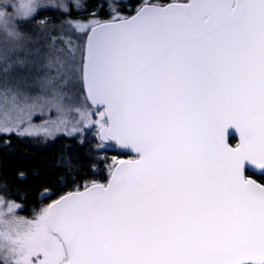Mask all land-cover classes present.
Wrapping results in <instances>:
<instances>
[{
    "label": "snow or ice",
    "instance_id": "1",
    "mask_svg": "<svg viewBox=\"0 0 264 264\" xmlns=\"http://www.w3.org/2000/svg\"><path fill=\"white\" fill-rule=\"evenodd\" d=\"M81 7L0 0V141L94 129L135 157L32 218L0 193V264H264V0Z\"/></svg>",
    "mask_w": 264,
    "mask_h": 264
},
{
    "label": "trees",
    "instance_id": "2",
    "mask_svg": "<svg viewBox=\"0 0 264 264\" xmlns=\"http://www.w3.org/2000/svg\"><path fill=\"white\" fill-rule=\"evenodd\" d=\"M172 1L168 0V2ZM61 2L67 0H55L57 4ZM80 2L82 7L73 8L71 12V16L76 19L83 20L93 11L103 15V9L99 7L102 0H80ZM126 2L132 10L126 14H134L138 0H126ZM157 2L163 3L165 0H157ZM67 18L70 17L62 9L49 7L41 9L36 20L46 19L49 27L61 28ZM75 38L83 43L82 37L75 34ZM31 138L33 137L13 135L8 144L0 141V193L22 204L20 213L24 216L30 215L31 208L36 210L45 207L52 200L76 190L90 180L106 182L109 173L104 167L105 159L110 162L113 156L118 159L129 158L115 146L94 152L97 140L96 135L90 131L83 134V143H80V135H61L44 144L38 143L37 138L34 140ZM232 143L235 144L236 141L233 139ZM69 159L72 166L62 167ZM260 182H264V178Z\"/></svg>",
    "mask_w": 264,
    "mask_h": 264
},
{
    "label": "rangeland",
    "instance_id": "3",
    "mask_svg": "<svg viewBox=\"0 0 264 264\" xmlns=\"http://www.w3.org/2000/svg\"><path fill=\"white\" fill-rule=\"evenodd\" d=\"M172 1V0H171ZM173 2V1H172ZM26 29H31L32 31H31V33H29L30 35L31 34H34V33H36L38 30H39V28H40V25H36V24H34V23H32V24H28V25H25L24 26ZM49 27V26H48ZM49 28H52L54 31H56V32H58L59 30H60V27H49ZM69 35H71L72 36V39H73V42H74V44L77 46V47H79V46H81L82 45V42L81 41H77L76 40V38H75V34H73V33H69ZM80 55H81V53H77V57L79 58L80 57ZM94 119L96 118L95 116L93 117ZM42 121H43V118H41V117H34L33 118V123L34 124H41L42 123ZM91 132L92 134L94 133L95 135H96V133H95V130L94 129H86L85 130V132ZM84 132V133H85ZM61 135H63V134H58V135H56V137L55 138H57V137H59V136H61ZM15 136V135H14ZM66 136V135H65ZM34 138H37V139H39V142L38 143H40V144H44V143H47L48 141H50V139H53V138H45V137H43L42 135L41 136H36V137H33V138H31L32 140H34ZM54 138V139H55ZM105 183V182H104ZM41 208H43V207H41ZM41 208H39V209H36V210H34V209H30V211H29V216H25V217H27V218H32V216L36 213V212H38ZM33 211V212H32ZM21 212V211H20ZM32 213V214H31ZM20 215H22V216H24L23 214H21L20 213Z\"/></svg>",
    "mask_w": 264,
    "mask_h": 264
},
{
    "label": "water",
    "instance_id": "4",
    "mask_svg": "<svg viewBox=\"0 0 264 264\" xmlns=\"http://www.w3.org/2000/svg\"><path fill=\"white\" fill-rule=\"evenodd\" d=\"M233 139L236 141V143H237V140L235 139V137H234V134H233ZM119 151H121L122 153H124L125 155H127V156H129V158H127V159H130V158H134L135 157V154L134 153H131V152H129V151H126V150H121V149H119L118 147H116ZM127 159H124V160H127ZM248 173H252V174H254V172H252V171H249ZM256 175H259V174H256ZM107 182V181H106ZM105 182V183H106Z\"/></svg>",
    "mask_w": 264,
    "mask_h": 264
},
{
    "label": "flooded vegetation",
    "instance_id": "5",
    "mask_svg": "<svg viewBox=\"0 0 264 264\" xmlns=\"http://www.w3.org/2000/svg\"><path fill=\"white\" fill-rule=\"evenodd\" d=\"M248 176L251 177V178H253V179H256L257 182L262 181V178H261L260 175H256V174L248 173Z\"/></svg>",
    "mask_w": 264,
    "mask_h": 264
}]
</instances>
